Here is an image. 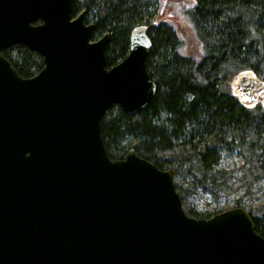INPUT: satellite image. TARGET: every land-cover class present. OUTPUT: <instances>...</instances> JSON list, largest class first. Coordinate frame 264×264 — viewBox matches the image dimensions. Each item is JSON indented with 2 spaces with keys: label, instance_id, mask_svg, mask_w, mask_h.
Wrapping results in <instances>:
<instances>
[{
  "label": "water",
  "instance_id": "95a60500",
  "mask_svg": "<svg viewBox=\"0 0 264 264\" xmlns=\"http://www.w3.org/2000/svg\"><path fill=\"white\" fill-rule=\"evenodd\" d=\"M72 0H0V51L23 44L44 67L20 77L0 54V264H264V238L243 208L208 219L182 207L173 170L129 149L109 158L101 120L134 115L156 85L148 27L107 67L108 34L94 40ZM241 106L264 107V81L230 82Z\"/></svg>",
  "mask_w": 264,
  "mask_h": 264
},
{
  "label": "trees",
  "instance_id": "16d2710c",
  "mask_svg": "<svg viewBox=\"0 0 264 264\" xmlns=\"http://www.w3.org/2000/svg\"><path fill=\"white\" fill-rule=\"evenodd\" d=\"M160 4L72 0V16L84 12V23L94 25V40L108 34L107 67L126 57L134 27H148L146 67L156 92L134 115L118 105L108 109L100 125L107 154L122 160L132 148L158 169L173 170L188 216L208 219L223 212L227 199L231 209L249 213L264 238V107L244 108L230 89L244 70L264 81V0H191L185 14L196 47L188 53L173 28L156 19ZM0 54L22 78L44 67L42 56L23 44Z\"/></svg>",
  "mask_w": 264,
  "mask_h": 264
},
{
  "label": "rangeland",
  "instance_id": "374dc122",
  "mask_svg": "<svg viewBox=\"0 0 264 264\" xmlns=\"http://www.w3.org/2000/svg\"><path fill=\"white\" fill-rule=\"evenodd\" d=\"M159 11L157 10L156 19L171 26L175 31L179 46L185 53L195 49L196 41L192 26L185 14L187 8L191 6V0H160ZM158 9V8H157ZM132 149V148H131ZM128 152V151H127ZM174 184V183H173ZM208 201L206 200V204ZM230 202L223 200L220 209L222 211L231 209ZM204 208V204L200 202L199 210ZM212 208V205L206 206V209Z\"/></svg>",
  "mask_w": 264,
  "mask_h": 264
}]
</instances>
